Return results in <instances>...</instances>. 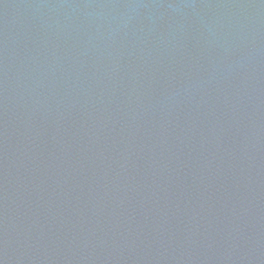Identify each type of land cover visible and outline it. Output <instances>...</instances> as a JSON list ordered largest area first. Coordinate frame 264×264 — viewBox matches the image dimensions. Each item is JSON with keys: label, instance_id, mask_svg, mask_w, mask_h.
<instances>
[{"label": "water", "instance_id": "obj_1", "mask_svg": "<svg viewBox=\"0 0 264 264\" xmlns=\"http://www.w3.org/2000/svg\"><path fill=\"white\" fill-rule=\"evenodd\" d=\"M0 264H264V0H0Z\"/></svg>", "mask_w": 264, "mask_h": 264}]
</instances>
